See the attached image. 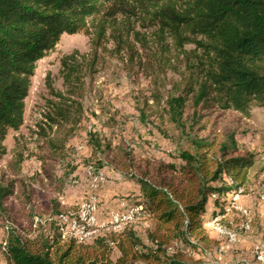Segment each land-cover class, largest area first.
<instances>
[{
	"label": "trees",
	"instance_id": "16d2710c",
	"mask_svg": "<svg viewBox=\"0 0 264 264\" xmlns=\"http://www.w3.org/2000/svg\"><path fill=\"white\" fill-rule=\"evenodd\" d=\"M80 34L89 38L90 51L61 59L65 92L47 81L53 100L44 118L56 128L48 142L52 155L66 156L67 141L82 121L84 80L110 56L180 78V93L167 97L163 112L184 135L181 163H148L151 171L134 179L135 205L153 225L147 235L151 247L127 228L91 245L63 239L54 217L65 209L54 203L33 237L8 233L1 249L5 264H211L170 255L168 248L184 243L195 249L191 238L207 241L203 220L209 202L212 219L226 215L227 197L245 189L254 157L240 152L233 135L219 140L201 137L204 128L186 129L183 117L187 108L207 106L244 118L252 108L264 109V0H0V162L8 133L23 125L38 63L63 35ZM89 141L96 158L101 141L92 134ZM15 156L19 165L23 154ZM10 195L0 187V210ZM113 247L119 252L114 259Z\"/></svg>",
	"mask_w": 264,
	"mask_h": 264
},
{
	"label": "rangeland",
	"instance_id": "374dc122",
	"mask_svg": "<svg viewBox=\"0 0 264 264\" xmlns=\"http://www.w3.org/2000/svg\"><path fill=\"white\" fill-rule=\"evenodd\" d=\"M75 51L88 54L89 38L63 35L54 51L38 63L25 100L23 125L18 132L10 131L4 142L7 154L0 162V187L11 195L1 204L0 251L11 230L23 240L33 237L37 223H43L60 200L65 209L77 211L95 197L98 221L108 224L109 213L117 210L119 203L135 205L139 193L134 179L151 171L148 163H181L184 135L163 112L167 97L179 95L180 78L171 72L157 76L110 56H103L97 73L84 80L82 121L67 141L66 156L52 155L48 142L55 137L56 128L50 129L44 118L48 102L53 100L47 81L55 91L65 92L60 62ZM183 123L194 132L204 128L201 137L222 140L233 135L240 152L253 155L254 168L238 202L250 212L251 226L243 230L242 217L235 211L222 216L219 224L237 234V241L229 243L212 229L211 200L203 220L207 241L191 238L198 245L195 249L175 243L168 248L169 254L211 264H257L256 251H264V109L252 108L250 117L244 118L232 110L211 106L187 108ZM91 134L101 141L96 158L91 157ZM15 153L23 154L19 165H15ZM88 168L101 173L103 183L93 187L86 176ZM152 226L144 217L124 229L151 247L147 235ZM118 254L117 247L111 248L112 259ZM4 263L0 253V264Z\"/></svg>",
	"mask_w": 264,
	"mask_h": 264
},
{
	"label": "built area",
	"instance_id": "2783aa9c",
	"mask_svg": "<svg viewBox=\"0 0 264 264\" xmlns=\"http://www.w3.org/2000/svg\"><path fill=\"white\" fill-rule=\"evenodd\" d=\"M86 176L93 187H96L104 181L102 174L95 172L91 168L86 170ZM242 193L243 190L239 189L237 192H233L227 197V207L225 211L226 214L235 211L241 215L243 221L241 228L248 231L251 226L250 212L248 209L238 204ZM59 203L62 207L64 206L62 200H60ZM144 217H146V215L142 207L137 205L129 206L125 202H121L117 210H113L109 213L108 224L99 223L97 218V199L93 197L87 202L82 203L77 211L65 209L57 214L54 220L57 223L63 239L72 238L80 245H91L99 237L104 236V234L120 233L124 230L126 225ZM221 217L222 216L216 217L211 223L213 231L221 237H224L229 243H235L237 241V234L219 224L218 220ZM4 247L2 249H4ZM222 250L223 249L219 250V254H221ZM255 261L257 264H264V251H256Z\"/></svg>",
	"mask_w": 264,
	"mask_h": 264
}]
</instances>
